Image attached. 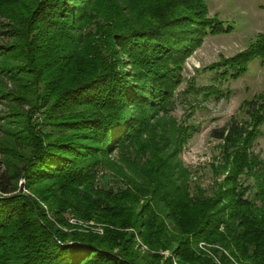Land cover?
I'll return each mask as SVG.
<instances>
[{
    "label": "trees",
    "instance_id": "1",
    "mask_svg": "<svg viewBox=\"0 0 264 264\" xmlns=\"http://www.w3.org/2000/svg\"><path fill=\"white\" fill-rule=\"evenodd\" d=\"M231 31L204 0H0V147L14 148L0 264H264L263 96L248 121L210 132L222 145L209 189L180 157L195 128L170 115L186 59ZM252 39L205 70L236 81L263 65L264 34Z\"/></svg>",
    "mask_w": 264,
    "mask_h": 264
},
{
    "label": "rangeland",
    "instance_id": "2",
    "mask_svg": "<svg viewBox=\"0 0 264 264\" xmlns=\"http://www.w3.org/2000/svg\"><path fill=\"white\" fill-rule=\"evenodd\" d=\"M204 1L209 15L216 16L231 26L232 31L228 34L204 38L202 45L186 59L181 72L183 81L175 91L174 107L170 115L179 124L191 125L195 128L192 137L183 147L180 157L184 165L192 172L190 177L192 188L194 184H198L202 188L209 189L215 180L210 166L220 163V146L222 145L219 140L211 138L210 132L226 126L231 120L242 123L249 120L246 102L253 99L255 95H262L264 98V64L262 65L256 59L249 64L248 71L236 81L223 82L216 80L214 74L206 71L205 67L238 54L247 47L257 33L264 34V0ZM209 85L218 87L227 93L226 96L216 99L215 96L198 93L201 92V88ZM7 110L8 108L0 103V114ZM33 117L34 124L42 132H49V127L43 123V116L39 112H35ZM261 131L262 135L256 140L252 150L264 159V124L261 126ZM2 135L0 134V137ZM3 142L6 143L4 140ZM11 147L10 141L0 147V163L13 162L10 151L14 148ZM19 152L25 155L26 149ZM222 178L223 176H219L216 179L221 181ZM242 180L244 185L251 187L250 191H247L250 196L254 192L253 181L244 178ZM112 184L109 177L104 178L101 183L106 187ZM68 221L76 223L73 217H69ZM95 231L102 233L99 229ZM201 247H203L202 244H200Z\"/></svg>",
    "mask_w": 264,
    "mask_h": 264
}]
</instances>
